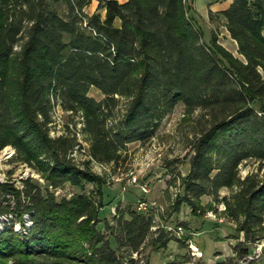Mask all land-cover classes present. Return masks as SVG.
I'll return each instance as SVG.
<instances>
[{
    "label": "trees",
    "instance_id": "1",
    "mask_svg": "<svg viewBox=\"0 0 264 264\" xmlns=\"http://www.w3.org/2000/svg\"><path fill=\"white\" fill-rule=\"evenodd\" d=\"M97 1L89 13L93 0H0V151L13 147L48 182L43 190L31 176L0 180V264H150L143 250L173 238L156 210L132 205L98 228L105 181L72 159L74 137L51 135L57 105L81 117L91 156L106 163L153 138L177 104L204 110L210 123L193 143L172 211L204 215V196L225 204L244 235L235 258H247L264 229V173L240 175L250 159L264 168V0H233L218 13L242 58L215 31L205 40L195 0ZM92 87L104 97L90 96ZM67 183L79 191L57 197Z\"/></svg>",
    "mask_w": 264,
    "mask_h": 264
},
{
    "label": "rangeland",
    "instance_id": "2",
    "mask_svg": "<svg viewBox=\"0 0 264 264\" xmlns=\"http://www.w3.org/2000/svg\"><path fill=\"white\" fill-rule=\"evenodd\" d=\"M126 2L127 0H119ZM197 24L203 29L207 42L211 41L212 32L218 36V43L231 50V38L225 35V24L218 13H214L209 21L202 16L196 6V0L191 2ZM98 1L86 7V11L93 13L97 10ZM64 9V7H62ZM105 11L102 10L104 15ZM242 58L240 55L233 53ZM90 96L102 99L104 95L95 87H92ZM122 102L120 111L124 109ZM210 123V116L204 110L188 111L184 103H179L174 110L162 121L155 136L146 142H133L128 146L127 152L118 162H99L91 156L89 136L82 131L81 117L71 116L59 105L53 114L51 135H70L76 139V146L71 153L72 159L79 165L89 166L90 169L102 177L105 181L103 187L104 206L100 210L102 222L98 228L104 231L105 221H112L119 208H127L129 205L138 208L139 201L146 200L148 207L143 211L156 210L157 224L173 231L172 240L166 248L153 250L147 246L143 254L149 256L150 264H167L170 261H178L181 264H218L220 262L234 264H264V229L257 243L250 245L249 258L237 259L233 246L244 241L243 233L236 231V222L228 218L224 213L225 204L213 203L208 196L202 197L206 206L204 215H193L188 206H183L180 212L172 211V203L178 194L183 193L181 176L190 169V158L193 154V143L200 132ZM262 175L264 168L255 159H250L241 166L242 178L248 174ZM33 177L43 190L48 182L41 177L31 166L15 158V150L8 146L0 151V180L11 179L21 185V179ZM133 176L137 182L130 181ZM148 184L151 191L145 193L142 185ZM93 184H87L86 189L91 190ZM52 188V186H49ZM79 189L67 183L55 190L57 197H70ZM230 188H223L221 195H230ZM152 206V208H150ZM7 222L6 218L0 219V230ZM31 221L25 217V224L30 226ZM187 224V228L179 229L180 224ZM17 231L24 229L20 222L15 224ZM181 239V240H179ZM194 243L202 252L201 256L192 255L190 243ZM234 258V259H233ZM233 259V260H232Z\"/></svg>",
    "mask_w": 264,
    "mask_h": 264
},
{
    "label": "crops",
    "instance_id": "3",
    "mask_svg": "<svg viewBox=\"0 0 264 264\" xmlns=\"http://www.w3.org/2000/svg\"><path fill=\"white\" fill-rule=\"evenodd\" d=\"M233 0H196V6L197 9L199 11V13L205 17L206 20L209 21L210 18V13H219L221 11L226 10L232 3ZM222 17V21L225 24V18L224 16ZM225 35H229L231 38V50L233 51V53L235 54H239V48H238V43L235 39H233L230 35V32L228 31V29L225 26Z\"/></svg>",
    "mask_w": 264,
    "mask_h": 264
},
{
    "label": "built area",
    "instance_id": "4",
    "mask_svg": "<svg viewBox=\"0 0 264 264\" xmlns=\"http://www.w3.org/2000/svg\"><path fill=\"white\" fill-rule=\"evenodd\" d=\"M131 182L135 183L137 182V177L133 176L132 179H130ZM142 190L145 193H149L151 191L150 186L148 184H143L142 185ZM148 207V203L146 200H141L139 201V209H146ZM152 207V206H150ZM179 229H182V227H179ZM257 243V242H256ZM190 249L192 251V255L194 256H201L202 252L200 251L199 247L196 246L194 243H190ZM250 256V255H249ZM249 256L247 258H249Z\"/></svg>",
    "mask_w": 264,
    "mask_h": 264
}]
</instances>
